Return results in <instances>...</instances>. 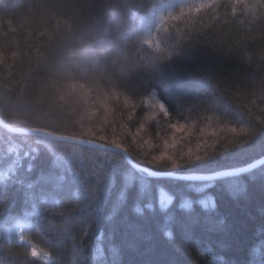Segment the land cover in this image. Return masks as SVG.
I'll return each instance as SVG.
<instances>
[{
    "label": "trees",
    "instance_id": "16d2710c",
    "mask_svg": "<svg viewBox=\"0 0 264 264\" xmlns=\"http://www.w3.org/2000/svg\"><path fill=\"white\" fill-rule=\"evenodd\" d=\"M189 2L0 0V118L13 127L77 137L71 134L68 117L60 108L49 104L47 97L56 89L78 97L83 92L88 107L111 103L122 106L130 102L135 105L122 107L116 124L111 127L123 124V133L117 127L118 138L133 146L131 158L144 167L174 170L170 165L160 166L165 161L149 164L147 160L151 157H145L146 153L156 156L161 152L165 156L173 153L163 147L164 140L173 136L169 122L183 124L190 130V136L187 132L177 134L185 151L188 146L195 147L200 128L211 133L227 124L237 127L236 139L247 140L222 157L194 163L185 171L207 172L225 164L243 166L264 156L261 124L264 114L260 111L264 104L256 100L264 94V21L240 24L230 20L217 24L205 17L208 26L203 28L174 22L182 33L191 37V41L186 39L179 44L175 30L168 34L161 30L158 11L175 12ZM224 13V8L218 9L217 19ZM85 82L93 84L91 93ZM150 93H155L165 105L169 117L153 106ZM207 116L216 119L209 122ZM141 123L144 130L133 141L129 133H136ZM223 135L226 140L233 138L231 132ZM0 138L13 139L23 149L39 136L13 134L0 127ZM143 140L149 144L140 149L137 143ZM63 144L67 148L72 143ZM36 156L31 177L20 183L0 185V264H82L75 247L81 243L77 224L60 216L59 208L67 212L68 207L78 206L79 201L73 196L75 181L69 177L65 188L58 193L48 186L29 193L26 184L49 171L55 162L48 153ZM111 159H114L111 152L80 146L74 164L77 170L90 173ZM6 167L7 162L0 160V168ZM261 167L243 174L245 191L237 197L219 194L215 186L204 194H187L185 198L193 201L191 213L181 209L175 197L166 208H160L157 191L154 207L146 210L154 216L144 225V230L153 236V243L158 244L156 252L147 258L150 264H168L169 259L173 264H225L232 260L237 264H264V236L259 231L264 227V216L258 212L264 206V184H251L248 180L252 173L264 177ZM130 168L126 161L117 159L113 172L122 181ZM147 179L149 186L167 183L166 178ZM133 187L138 190V180ZM205 195L213 197L215 208L205 209L198 203ZM37 200L59 206L48 205L33 211ZM134 203L130 201L124 209L130 216L137 215L132 211ZM190 215L195 222L189 227V238L180 229L179 221ZM221 218L223 225H216ZM18 223L24 225L23 241L17 237ZM165 232L172 233L179 253L162 244L168 239ZM250 246L254 249L251 255ZM33 247L47 254L51 261L33 259L30 256ZM137 259L132 258L133 264ZM85 264H91L90 258H85Z\"/></svg>",
    "mask_w": 264,
    "mask_h": 264
},
{
    "label": "snow or ice",
    "instance_id": "6c2138e0",
    "mask_svg": "<svg viewBox=\"0 0 264 264\" xmlns=\"http://www.w3.org/2000/svg\"><path fill=\"white\" fill-rule=\"evenodd\" d=\"M158 7L157 5V9ZM220 8H224L225 13L224 16L217 19ZM229 8L231 9L230 12L228 11ZM158 12L161 30L175 28L176 34L180 37L179 40L183 41L191 39V37L187 33H182L174 22L183 21L187 27L196 28L200 26L203 28L208 26L205 17L208 20H214L217 24L221 21L228 22L230 20L240 24L253 23L257 20L264 21V0H227V3H224L223 0H190L189 3L182 5L178 11H169L166 14L162 11ZM210 12L212 15H209ZM148 23L151 24L150 19ZM72 88L75 90V86ZM150 96L153 106L158 107L159 112L164 117H169L165 105L157 99L155 93H150ZM79 97L88 105L87 96L83 92L80 93ZM256 100L264 104V94L257 96ZM256 100L253 103H256ZM122 107L127 109L135 107V105L132 102L122 106L117 103L101 107L90 105L86 109V114L80 116V120L85 122L82 125L85 127V136L73 141L67 148L63 141L69 140L71 137L57 138L45 134L39 136L35 141H30L23 149L13 139L0 138V160L7 162L6 168H0V185L6 182L20 183L31 177L35 168L34 159L38 158L37 153L39 155L48 153L54 157V166L49 171L39 174L32 183L26 184V191L33 193L42 186H48L53 193H58L65 188L69 177L74 179L73 196L79 201L77 207H68L67 209L70 211L65 212V208L56 203L49 204L47 200H37L33 204V211H40L41 207L48 205L59 206L61 209L60 216H63L65 220L76 222L77 235L80 237L81 243L75 247L82 264H85L86 257L90 258L91 264H133V257L139 258L136 260V264H150L147 258L156 252L158 244L153 243V236L144 230V225L154 216L153 213H148L146 210L154 207L157 191L160 208H166L175 197L180 201L179 207L191 213L193 201L185 198L187 194L192 192L204 194L215 186L219 194L230 193L233 197H237L245 191V185L242 183L243 174L251 173V170L258 165L262 166L260 172H264V160H257L256 164H248L247 167L225 164L207 172L185 171L188 166L194 163L222 157L233 147L242 145L247 141L236 139L237 127H229L221 121L218 123L224 124V127L211 133H208L206 128H200V139L194 148L188 146L186 151L180 136L177 134L187 132L190 136V130L185 129L183 124L169 122L173 136L171 140H164L163 147L166 151L173 150V153L168 156H165L164 152H161L159 156L146 153L145 157H151L150 160H147L149 164L156 165L160 161H165L160 166L167 168L170 165L171 169L174 170L161 172L140 167L130 158L133 146L128 145L127 140L118 138L117 127L120 129V133H123V124L111 127V125L116 124L117 113L121 112ZM260 111L261 114H264V108H261ZM128 119H131L130 115ZM206 119L211 122L216 118L207 116ZM261 124L264 125V122ZM93 125H95V131H93ZM110 127L111 138L108 135ZM143 130L144 125L141 123L137 132L129 133V135L133 141H136ZM11 131L15 132L16 130L12 129ZM225 132H231L233 138L226 140L223 135ZM184 139H187V136ZM97 141L102 143H97ZM148 144V140H143L142 143H137V147L143 149ZM81 145L93 146V151L95 149L105 151L114 149L115 151L111 152L114 159H111L108 164L101 163L100 166L94 167L90 173L77 170L74 158L80 155ZM117 159L126 160L131 165L122 181L113 172ZM148 177H163L167 179V183L149 186ZM137 180L139 181L138 190L133 187ZM248 180L251 184L256 182L264 184V177H258L255 173H252ZM130 201H135L132 211L137 214L136 216H130L124 211ZM198 203L205 209L216 207V201L208 195L203 196ZM105 210H107L106 215ZM258 212L264 216V206L259 207ZM193 222H195V218L191 215L186 218L182 217L179 221V227L186 237L190 238L189 227ZM223 223L224 218L216 221L218 226H222ZM16 226L23 227L24 225L18 223ZM259 231L264 236V227ZM164 235L168 239L162 244L167 245L173 252L179 253V249L176 248L175 242L172 240V233L165 232ZM249 253L250 255L254 254L252 246L249 248ZM39 255L40 253L33 247L30 256L35 259ZM168 264H173L171 259L168 260ZM225 264H237V262L232 260L225 262Z\"/></svg>",
    "mask_w": 264,
    "mask_h": 264
},
{
    "label": "clouds",
    "instance_id": "9594fccd",
    "mask_svg": "<svg viewBox=\"0 0 264 264\" xmlns=\"http://www.w3.org/2000/svg\"><path fill=\"white\" fill-rule=\"evenodd\" d=\"M86 10V9H82ZM173 30L177 32L175 28H165L162 29V31L165 34L172 33ZM185 41V40H183ZM188 41H191L189 39ZM181 40L178 41L179 44H181ZM85 87L89 88V92L91 93L93 84H89L85 82ZM70 92V88L68 90ZM115 91V89H113ZM39 98H43L42 96ZM48 102L51 105H55L58 108H60L66 117H68L70 121V131L71 134L77 136L78 138H83L85 136V127H82V125L85 124L84 121L80 120L81 114H86V109L88 108V105L85 104L80 97L76 96L74 93L71 95L66 94L64 91H61L60 89H56L49 93ZM95 125H93V131H95Z\"/></svg>",
    "mask_w": 264,
    "mask_h": 264
},
{
    "label": "water",
    "instance_id": "95a60500",
    "mask_svg": "<svg viewBox=\"0 0 264 264\" xmlns=\"http://www.w3.org/2000/svg\"><path fill=\"white\" fill-rule=\"evenodd\" d=\"M0 127L3 128L4 130H6L7 132L9 133H13V134H22V135H33V136H41V135H45V134H50L51 136L53 137H71V139L69 140H66V141H63V142H68V143H73V141L79 139L77 137H73V136H68V135H61V134H55V133H52V132H49V131H46V130H43V129H37V128H22V127H13V126H10L9 124H7L6 122H4V120H2L0 118ZM12 129H15L16 131L13 132L11 131ZM98 143V142H97ZM81 146H84V147H88V148H92L93 146H90V145H81ZM97 150H102V149H97ZM102 151H105V150H102ZM109 151H115L114 149L112 150H109ZM257 160H264V156L248 163V164H256ZM126 161V160H125ZM134 161V160H132ZM127 162V161H126ZM135 162V161H134ZM138 164V163H137ZM248 164L246 165H243L244 167H247ZM130 167L131 165L128 164ZM140 167H144L140 164H138ZM259 166V165H258ZM257 166V167H258ZM148 168V167H147ZM149 170H153V169H150L148 168ZM255 169V168H253ZM252 169V170H253ZM153 171H156V170H153ZM161 172H164V171H161ZM154 178H163V177H154Z\"/></svg>",
    "mask_w": 264,
    "mask_h": 264
},
{
    "label": "rangeland",
    "instance_id": "374dc122",
    "mask_svg": "<svg viewBox=\"0 0 264 264\" xmlns=\"http://www.w3.org/2000/svg\"><path fill=\"white\" fill-rule=\"evenodd\" d=\"M21 228L22 227H17V234H18L17 237L19 238V240L23 241L22 236H21ZM37 252L40 253L38 250H37ZM38 257L41 258L45 262L51 261V258L47 254L40 253V255Z\"/></svg>",
    "mask_w": 264,
    "mask_h": 264
},
{
    "label": "bare ground",
    "instance_id": "6f19581e",
    "mask_svg": "<svg viewBox=\"0 0 264 264\" xmlns=\"http://www.w3.org/2000/svg\"><path fill=\"white\" fill-rule=\"evenodd\" d=\"M99 143V142H98ZM102 151V150H101ZM108 152H112V151H108ZM130 158H131V156H130ZM132 159V158H131ZM133 160V159H132Z\"/></svg>",
    "mask_w": 264,
    "mask_h": 264
}]
</instances>
